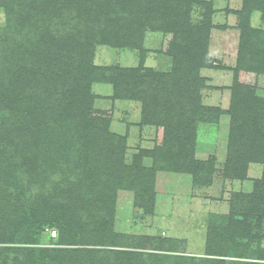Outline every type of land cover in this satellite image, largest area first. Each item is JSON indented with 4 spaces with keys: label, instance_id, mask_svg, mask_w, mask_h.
<instances>
[{
    "label": "trees",
    "instance_id": "obj_1",
    "mask_svg": "<svg viewBox=\"0 0 264 264\" xmlns=\"http://www.w3.org/2000/svg\"><path fill=\"white\" fill-rule=\"evenodd\" d=\"M157 1L0 0V264H136L148 243H168L161 236L146 237L134 242V250L111 249L125 248L108 220L114 215L117 192L134 191L136 202L148 211L153 196L147 182L153 171L137 167L125 172V141L102 135L109 122L103 125L106 114L94 110L91 94V85L104 81L114 85L117 97H124L123 82L129 80L136 99L145 102V121L146 111L163 101L178 118L188 115L200 65L189 63L185 54L174 53L169 75L114 69L107 77L94 63L97 45L140 48L148 30L162 29L174 43L181 32L192 39L199 32L204 39L205 26L193 25L187 14L189 3L150 8ZM243 1L240 14L250 34L252 10H261L264 20V0ZM259 54L243 55L250 60ZM234 93L241 122L230 150L238 149L239 158L230 152L229 172L264 152L261 133L250 125L253 97L250 101L247 92ZM172 135L151 155L174 165L176 172H186L190 162L178 147L186 145L188 137L183 134L174 141ZM162 147L168 152L166 162ZM207 170L197 163L187 172L206 183L211 177ZM101 220L106 225L98 229ZM47 225L58 228L60 248L21 246L37 243Z\"/></svg>",
    "mask_w": 264,
    "mask_h": 264
},
{
    "label": "rangeland",
    "instance_id": "obj_2",
    "mask_svg": "<svg viewBox=\"0 0 264 264\" xmlns=\"http://www.w3.org/2000/svg\"><path fill=\"white\" fill-rule=\"evenodd\" d=\"M186 2L191 23L205 26L204 39L199 32L195 39L181 32L174 43L172 35L157 29L144 33L140 48H115L111 44L96 47L94 63L107 77L114 74V69L139 70L141 74L151 69L169 75L177 52L179 56L185 54L189 63L191 60L200 65L195 100L185 118H178L177 112L161 102L163 97L161 103H154L152 110L146 111L145 121V102L136 99L132 81L123 82L124 97L116 96L111 83L91 85L94 110L106 114L103 125L109 122L102 135H117L125 141V172L137 167L153 171L147 182L153 196L148 211L136 202L134 191L117 192L114 215L108 220L125 248L111 249L134 250L137 239L161 236L168 240L166 246L153 240L142 249L136 264H264V152L247 158L240 170L236 165L235 171L227 170L230 152L239 158L238 149L230 150L236 124L241 122L234 92H247L250 101L253 97L250 125L256 126L264 143L263 14L259 9L252 10L248 26L252 32L246 34L240 14L243 0H158L150 8L161 10L164 4L180 8L186 7ZM253 53H260L250 59L257 67L247 60ZM171 133L174 141L186 134L187 144L178 151L190 162L189 169L196 168L197 163L207 167L211 176L208 182L198 183L187 172L189 169L176 172L174 165L156 161L151 155ZM161 151L166 162L167 149L162 147ZM105 223L98 221L97 228L102 229ZM45 227L37 243L21 246L60 248L58 228Z\"/></svg>",
    "mask_w": 264,
    "mask_h": 264
},
{
    "label": "built area",
    "instance_id": "obj_3",
    "mask_svg": "<svg viewBox=\"0 0 264 264\" xmlns=\"http://www.w3.org/2000/svg\"><path fill=\"white\" fill-rule=\"evenodd\" d=\"M53 233H55V232H53Z\"/></svg>",
    "mask_w": 264,
    "mask_h": 264
}]
</instances>
